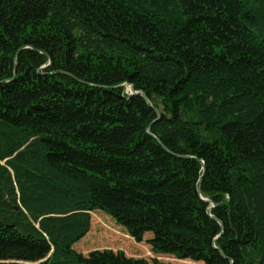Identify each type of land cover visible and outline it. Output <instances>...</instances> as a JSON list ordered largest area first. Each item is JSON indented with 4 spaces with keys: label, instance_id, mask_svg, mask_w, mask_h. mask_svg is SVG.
I'll return each mask as SVG.
<instances>
[{
    "label": "trees",
    "instance_id": "1",
    "mask_svg": "<svg viewBox=\"0 0 264 264\" xmlns=\"http://www.w3.org/2000/svg\"><path fill=\"white\" fill-rule=\"evenodd\" d=\"M94 211L264 264V0H0V264H165L77 253Z\"/></svg>",
    "mask_w": 264,
    "mask_h": 264
},
{
    "label": "rangeland",
    "instance_id": "2",
    "mask_svg": "<svg viewBox=\"0 0 264 264\" xmlns=\"http://www.w3.org/2000/svg\"><path fill=\"white\" fill-rule=\"evenodd\" d=\"M90 230L88 233L73 245V249L87 256L93 251L111 250L122 252L127 257L152 260L156 259L165 264H203L188 259L179 260L169 255L154 253L151 250L148 240L151 233H146L142 241L137 242L129 236L127 231L115 223L108 215L100 211L90 213Z\"/></svg>",
    "mask_w": 264,
    "mask_h": 264
},
{
    "label": "water",
    "instance_id": "3",
    "mask_svg": "<svg viewBox=\"0 0 264 264\" xmlns=\"http://www.w3.org/2000/svg\"><path fill=\"white\" fill-rule=\"evenodd\" d=\"M127 88H128V91L130 92V94H137L138 92H135L134 90H133V88L130 86V85H127ZM141 95H142V97H144L145 98V95H144V93H142V92H139ZM198 191H199V189H198ZM201 199H202V197H201ZM204 202H208L206 199H202ZM211 205H212V207H214V204L213 203H211Z\"/></svg>",
    "mask_w": 264,
    "mask_h": 264
}]
</instances>
